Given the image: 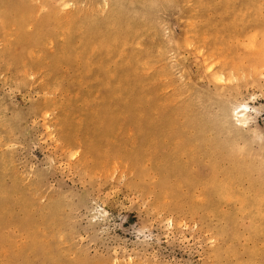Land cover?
<instances>
[{"label":"rangeland","instance_id":"rangeland-1","mask_svg":"<svg viewBox=\"0 0 264 264\" xmlns=\"http://www.w3.org/2000/svg\"><path fill=\"white\" fill-rule=\"evenodd\" d=\"M0 264H264V0H0Z\"/></svg>","mask_w":264,"mask_h":264},{"label":"bare ground","instance_id":"bare-ground-1","mask_svg":"<svg viewBox=\"0 0 264 264\" xmlns=\"http://www.w3.org/2000/svg\"><path fill=\"white\" fill-rule=\"evenodd\" d=\"M118 8V7H117ZM117 17V16H116ZM115 19V18H114ZM129 22V21H128ZM115 42V41H114ZM112 45V44H111ZM124 74V73H123ZM122 75V74H121ZM122 77V76H121ZM124 78V77H123ZM118 79V77H117ZM125 79V78H124ZM124 81V80H123ZM238 117H240V119L242 118V120L246 121L248 120V118L250 117L249 114V106H242V110L239 111L238 113Z\"/></svg>","mask_w":264,"mask_h":264}]
</instances>
